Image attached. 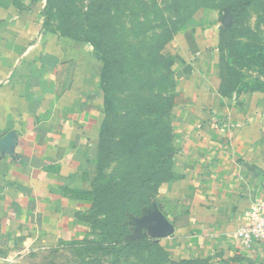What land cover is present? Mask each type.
<instances>
[{
	"label": "crops",
	"instance_id": "1",
	"mask_svg": "<svg viewBox=\"0 0 264 264\" xmlns=\"http://www.w3.org/2000/svg\"><path fill=\"white\" fill-rule=\"evenodd\" d=\"M49 3L0 0V264L92 240L94 230L99 237L108 195L122 177L142 172L107 139L111 116L130 107L129 97L110 94L95 44L64 34V25L52 28ZM192 30L171 41L176 82L164 116L171 163L134 232L163 246L167 263L264 264V244L247 248L234 237L264 198V89L230 94L221 31ZM141 119L138 126L123 119L116 143L145 126ZM109 158L114 167L100 184ZM155 212L170 232L153 233L146 219Z\"/></svg>",
	"mask_w": 264,
	"mask_h": 264
},
{
	"label": "rangeland",
	"instance_id": "2",
	"mask_svg": "<svg viewBox=\"0 0 264 264\" xmlns=\"http://www.w3.org/2000/svg\"><path fill=\"white\" fill-rule=\"evenodd\" d=\"M236 1H50L48 11L52 14L49 17L52 28H59L65 23L66 29L75 31L83 40L95 44L96 50L110 63L111 76L107 78L108 81H104L110 94L124 93L130 99L127 100L130 107H120V111H115L111 116L112 131L107 135L111 149L120 146L116 139L120 135V122L123 119H129L131 125H138L140 117L142 123L149 125L152 117L163 116L161 107L165 105L164 99L171 96L176 82V70L172 68L174 61L167 64L160 55L170 54L171 41L181 31L195 28H211L214 31L219 28L223 81L230 94L255 88L264 89V0H254L255 4L247 12L231 10L229 5ZM85 13L90 14L88 17L82 16ZM154 92H157L156 97ZM140 96L144 98L142 101ZM154 98L157 109L146 107L143 103L146 101L151 106ZM142 104H145L144 107H137ZM156 137L159 138L160 135L157 134ZM115 154L120 155V149ZM113 157L116 161L117 157L114 154ZM112 159L103 162L104 176L100 184L108 179L111 167H114ZM115 169L117 170L116 165ZM118 171L123 173L125 170L120 165ZM112 198L117 203L116 196ZM97 231H92V240L76 241L71 243L72 246L67 245L53 251H36L23 257L24 259L11 261L10 264H82L84 260L97 259L100 257L98 247L91 246L92 243L101 242ZM137 235L135 236L144 237V233ZM140 256L142 259L131 254L126 258V264H145V260H151L149 264H157L160 260L156 254L150 255L147 251H142ZM111 259L107 261L108 264H111Z\"/></svg>",
	"mask_w": 264,
	"mask_h": 264
},
{
	"label": "trees",
	"instance_id": "3",
	"mask_svg": "<svg viewBox=\"0 0 264 264\" xmlns=\"http://www.w3.org/2000/svg\"><path fill=\"white\" fill-rule=\"evenodd\" d=\"M254 4V0H237L229 7L233 11L242 10L247 12L248 8ZM48 12L52 16L51 12ZM89 14L85 13L82 16L88 17ZM65 30L64 34L73 36L76 34L75 31L70 29ZM76 36L83 39L77 34ZM160 57L167 64L168 62L171 64L174 60V57L169 53H164ZM105 66L106 81L108 78L107 74L109 75L110 73V63L107 61ZM164 102V107H161L163 114L161 119L153 118L149 122L151 124L140 125L141 128L139 127L138 130L134 128L132 132L127 134L124 144L123 141L121 144L119 143L120 157L127 159L125 160L131 170L136 166L142 172L137 175H129L128 173L125 177H122L111 194L108 195L110 196L108 205L106 208L101 209V213H105V218L98 221L100 223L98 228L101 229L99 236L101 237V240L99 239L101 242L91 244L92 247H98L100 257L84 260L82 264H108L107 261L111 258V264H122L121 262L126 264L128 261L126 258L130 257L131 254H136L142 259L140 256L142 251H147L150 255L156 254L160 259L157 264H173L167 263L165 254L167 250L163 246L156 245L148 240L147 236L136 237L134 235L135 219L150 209V203L158 185L167 179L171 163L170 128L164 120V116L168 114L170 98L164 99ZM146 107L158 108L155 102L153 105L151 102V106L150 103H147ZM139 130L142 132L140 133ZM157 134L160 135L159 138L156 137ZM149 146H151L152 151L148 153ZM143 149L147 153L138 154ZM146 156L147 159L144 162ZM140 161L142 162L140 163ZM111 196H116L118 199L117 203ZM93 249L97 252L95 248ZM150 261L145 260V264H149ZM153 264L156 263L153 262Z\"/></svg>",
	"mask_w": 264,
	"mask_h": 264
},
{
	"label": "built area",
	"instance_id": "4",
	"mask_svg": "<svg viewBox=\"0 0 264 264\" xmlns=\"http://www.w3.org/2000/svg\"><path fill=\"white\" fill-rule=\"evenodd\" d=\"M234 237L247 248L264 244V198L256 200L245 212Z\"/></svg>",
	"mask_w": 264,
	"mask_h": 264
},
{
	"label": "water",
	"instance_id": "5",
	"mask_svg": "<svg viewBox=\"0 0 264 264\" xmlns=\"http://www.w3.org/2000/svg\"><path fill=\"white\" fill-rule=\"evenodd\" d=\"M146 220H147L146 223H152L153 225L152 231L156 236H160L163 233H168L173 228L170 222L161 213L155 212L149 215Z\"/></svg>",
	"mask_w": 264,
	"mask_h": 264
}]
</instances>
